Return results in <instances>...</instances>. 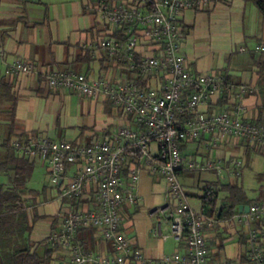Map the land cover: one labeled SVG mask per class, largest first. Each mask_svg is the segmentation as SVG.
<instances>
[{"label":"built area","instance_id":"2783aa9c","mask_svg":"<svg viewBox=\"0 0 264 264\" xmlns=\"http://www.w3.org/2000/svg\"><path fill=\"white\" fill-rule=\"evenodd\" d=\"M194 3L195 0H88L87 8L107 31L98 36L97 47L125 60L124 68L135 72L136 78L113 82L108 77L94 78L73 71L54 69L46 73L49 86L89 97H107L141 126L120 127L116 132L120 144L111 139L78 143L44 135L12 139V147L20 155L38 157L47 164L51 184L60 189V198L68 202L59 230L48 239L52 247L68 251L69 258L56 264H264V201L250 204L248 212L217 218L189 206L179 178L181 145L186 142L205 139L210 148L216 149L224 137H232L264 150V121L246 119L242 102L232 110H200L222 93L226 80L215 72H193L181 53L184 34L180 16ZM114 32L122 33L124 39L111 36ZM255 51L264 54V43L258 44ZM19 72L36 73L37 65L18 59L7 73ZM252 90L240 85L237 96L244 97ZM220 162L212 157L191 159L187 168L221 171ZM229 162L227 170L239 176L238 169L245 166V161L239 157ZM69 165H76L77 171L66 179ZM141 170L159 174L168 188L170 202L158 209L164 220L153 227V233L165 240L173 237L184 251L150 259L133 247L123 231V206L140 201L136 185ZM91 184L96 186L90 196L92 206H73V201L83 198ZM203 195L211 202L216 197L215 187L204 189ZM227 224L237 230L248 226V262L243 263L239 256L219 259V248L210 249L209 231L217 225L228 227ZM92 228L111 243L112 254L84 248L78 233Z\"/></svg>","mask_w":264,"mask_h":264},{"label":"crops","instance_id":"0c3cea01","mask_svg":"<svg viewBox=\"0 0 264 264\" xmlns=\"http://www.w3.org/2000/svg\"><path fill=\"white\" fill-rule=\"evenodd\" d=\"M85 1L0 0V163L11 152L9 143L18 131L36 137L44 135L54 140L67 139L89 144L111 139L115 144H120V139L116 138L120 127H141L133 118L126 117L122 109L107 97H89L48 84L46 73L54 69L80 72L94 78L108 77L113 82L136 78V74L124 68L123 62L112 60L107 49L97 47L98 36L107 31L87 8ZM180 26L184 34L181 53L187 66L195 73L223 74L226 80L222 93L200 110L207 113L232 110L238 102H242L246 108V119L263 122L264 55L255 51L258 44L264 43V14L259 8L251 0H195L191 8L182 12ZM18 59L35 62L37 72L8 74V68ZM240 85L253 90L244 97L237 96ZM12 98L16 101L15 125L18 126L14 132L10 130ZM181 147L183 162L179 178L184 187L192 189L194 174L207 171L217 175V179L206 180L205 184L216 188L215 185L221 182L218 175L227 170L226 164L231 165L229 161L235 158L232 157L233 149L239 148V158L252 145L245 139L224 137L216 149L210 148L205 139L186 142ZM210 157L221 160L223 170L187 168L191 159ZM76 171V165H69L65 178H71ZM139 175L136 192L140 201L136 205L123 206V222L125 219L129 222L127 228L123 225L122 229L134 248L141 250L146 257L157 260L173 254L165 250L163 242L167 239L153 233V227L164 220L158 209L170 202L167 183L159 174H151L147 170H141ZM36 178L48 182V185L43 188L28 187ZM0 181L9 184L10 172L0 171ZM27 188L23 194L30 219L29 245L26 247L43 252L47 246H51L49 236L59 230L68 202L60 198V189L49 181L47 164L38 157L34 158ZM87 188L86 195L78 200L76 207L92 206L90 196L96 186L91 184ZM199 197L200 201L197 202L198 196L187 193L191 208L202 209ZM144 207L150 209L149 216L153 223L149 231L160 240L158 244L144 238V213L140 211ZM217 234L214 229L208 233L212 251L219 248ZM77 237L89 251L101 254L113 252L111 243L105 241L96 229L81 230ZM174 249V252L184 251L177 240ZM238 256L239 251L229 257ZM68 258V251L58 246L50 253L48 264Z\"/></svg>","mask_w":264,"mask_h":264},{"label":"trees","instance_id":"16d2710c","mask_svg":"<svg viewBox=\"0 0 264 264\" xmlns=\"http://www.w3.org/2000/svg\"><path fill=\"white\" fill-rule=\"evenodd\" d=\"M259 10L264 14V0H251ZM111 36L119 37L124 39L122 33L114 32L111 33ZM264 55V54H262ZM110 56V55H109ZM112 60L117 63H126L125 60H118L115 57H110ZM126 69V68H125ZM127 70V69H126ZM130 71V70H128ZM129 73L135 74V72L130 71ZM131 77V76H130ZM135 79V78H133ZM130 78L129 80H133ZM13 99V98H12ZM113 102V101H112ZM114 103V102H113ZM15 104L16 101L13 99V104L11 106V127L10 130L14 132L18 126L15 125ZM129 118H133L130 116ZM10 131V132H11ZM15 137H30L33 136L26 132H17ZM11 136L9 137V141ZM11 147V152L9 153L7 159L0 163V171L6 170L10 172V181L9 184L3 183L0 181V234L3 236H11L16 235L20 232L21 221L19 216L21 214H26V205L25 199L23 198V194L27 192V182L31 176L34 158L20 155L13 147L12 140L9 143ZM183 145V144H182ZM252 148L254 146L252 145ZM182 150V147H181ZM212 185H205L204 189L210 188ZM214 186V185H213ZM215 188L216 197L209 202L206 199V196H201L203 207L202 209L211 214L215 215L217 218H230L235 214L239 213L240 205H250L252 203L263 202L261 200H257L255 202H249L244 191L241 186L229 182L226 184H222L221 182L216 184ZM220 191L226 192V196L222 199V204L218 205V199H220ZM264 197V193L261 194ZM82 198H78L73 201V206L76 207L78 200ZM264 199V198H263ZM67 202V201H66ZM238 242L240 246L239 257L241 258L243 263L248 262L247 256V244H248V235L244 230V227L238 230ZM217 236H219L217 234ZM219 238V237H218ZM216 241V239H214ZM55 249V247L47 246V248L40 252L38 250L32 251L29 247L20 248L10 254H6V252L0 253V264H48L49 263V255Z\"/></svg>","mask_w":264,"mask_h":264},{"label":"rangeland","instance_id":"374dc122","mask_svg":"<svg viewBox=\"0 0 264 264\" xmlns=\"http://www.w3.org/2000/svg\"><path fill=\"white\" fill-rule=\"evenodd\" d=\"M57 1V0H53ZM73 1L76 0H72ZM88 0L85 2L87 3ZM75 3V2H74ZM67 140V139H64ZM70 141V140H67ZM249 148V147H248ZM239 148H234L232 157L238 156ZM241 156L240 158L244 159L245 166L243 168H239L240 175L237 176L235 174H230L227 170H223L220 175H218L221 180L222 184H226L229 182L235 183L239 186H241L242 190L244 191L247 199L249 202H255L257 200L264 201V197L261 196V194L264 193V150L258 148V147H250L249 151L244 154V156ZM238 158V157H237ZM228 167V165L226 164ZM229 170V169H228ZM212 171V170H211ZM217 175H215L212 172H196L194 174L193 178V188L187 189L185 187V191L188 194H192L194 196H198L196 198L197 202L200 201V197L204 194V186L206 180L210 179H217ZM50 181V180H49ZM45 185H48V182L40 181L39 178H36L35 181L28 184V187H37V188H43ZM220 199H218L217 204H222V199L226 196V192L221 191V195L219 194ZM29 203V202H28ZM150 209L147 208H141L140 211L144 213L143 215V221L145 224V234L144 238L147 239L146 241L152 242L157 241L158 244L160 240L158 238H155L152 233L149 231L151 228V224L153 223V219L149 216ZM156 218V217H155ZM19 219L21 221V227L20 232L16 236H12L9 238H5L2 234H0V253L6 252V254H10L20 248H25L29 245V213L27 211L26 214H21L19 216ZM129 220L125 219L123 222V225L125 228H127ZM228 225V224H227ZM244 230L248 231V226L244 227ZM218 233V246L220 252L218 253L219 259L224 258H233L229 256L236 255L238 251L240 252V246L237 241V235L238 230L232 228L228 225V227L223 225H217L216 228H214V232ZM239 236V235H238ZM147 237V238H146ZM18 241V242H17ZM176 240L173 237H169L167 241L163 242L165 245V250L167 253H174V245ZM235 258V257H234Z\"/></svg>","mask_w":264,"mask_h":264},{"label":"water","instance_id":"95a60500","mask_svg":"<svg viewBox=\"0 0 264 264\" xmlns=\"http://www.w3.org/2000/svg\"><path fill=\"white\" fill-rule=\"evenodd\" d=\"M239 211L240 212H242V211L248 212L249 211V205H240Z\"/></svg>","mask_w":264,"mask_h":264}]
</instances>
